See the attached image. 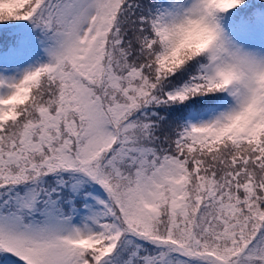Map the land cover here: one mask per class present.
<instances>
[{
    "label": "snow or ice",
    "instance_id": "1",
    "mask_svg": "<svg viewBox=\"0 0 264 264\" xmlns=\"http://www.w3.org/2000/svg\"><path fill=\"white\" fill-rule=\"evenodd\" d=\"M0 264H264V0H0Z\"/></svg>",
    "mask_w": 264,
    "mask_h": 264
}]
</instances>
